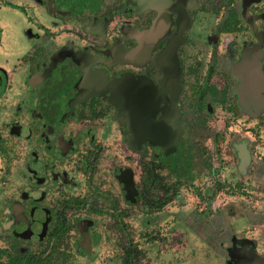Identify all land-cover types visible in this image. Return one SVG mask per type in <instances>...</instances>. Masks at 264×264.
<instances>
[{
	"label": "flooded vegetation",
	"instance_id": "flooded-vegetation-1",
	"mask_svg": "<svg viewBox=\"0 0 264 264\" xmlns=\"http://www.w3.org/2000/svg\"><path fill=\"white\" fill-rule=\"evenodd\" d=\"M2 52L15 60L14 73L25 74L26 103L14 111L24 113L31 96L41 134L54 128L66 139L59 128L69 122L67 133L85 142L74 152L66 139L60 157L85 178L86 195L62 194L54 210L18 216L16 236L42 241L25 254L50 252L59 264L52 253L63 262L72 247L86 252L99 218L100 230L116 236L112 264H127V249L137 254L129 264H160L154 215L196 177L210 185L195 190L203 206L186 212L177 233L192 259L176 263L205 264L213 255L217 264H264V0H0ZM2 71L0 98L9 85ZM101 134H114L113 156L135 163L136 176L109 163L114 197L98 184L105 179L98 165L112 147ZM189 152L188 164L177 162ZM141 164L151 180L168 176L170 201L159 209L141 205L161 197L154 189L140 196ZM222 187L232 194L220 204ZM70 197L85 204L59 211ZM140 238L155 242L142 247Z\"/></svg>",
	"mask_w": 264,
	"mask_h": 264
},
{
	"label": "rangeland",
	"instance_id": "rangeland-1",
	"mask_svg": "<svg viewBox=\"0 0 264 264\" xmlns=\"http://www.w3.org/2000/svg\"><path fill=\"white\" fill-rule=\"evenodd\" d=\"M4 55L5 53L3 52L0 55V79L4 77L2 69L6 70L8 73L5 84L9 85L6 87L8 90L4 91L3 97L0 98V248L8 247V244L15 240L14 238H17L15 243L18 246L17 248H19L18 252L28 253L40 250L42 241L39 242L36 239L27 240L16 236L21 227L18 216L30 220L28 214L30 211H48L52 208H57L61 198L65 196L62 194L86 195L85 178L72 168L73 165L67 159V156L66 158L60 157L61 148L63 144L65 145L66 139H70L73 142L74 152L82 150L85 142L83 139L76 140L73 134L67 133L70 130L69 122H66L64 127L59 128L66 139H63L60 134L50 133L52 130L56 132L54 128H50L46 132L47 134H41L42 127L40 123L35 120L34 116L30 115V95L27 110L22 113L15 108L14 111V104L26 103V94L22 90L25 86L23 81L25 74L21 70L14 73L12 66L15 60H7ZM64 88L66 89L67 87L64 86ZM53 118L54 121H59L58 114L54 113ZM113 135L109 134L106 138L102 134L98 136L103 140L105 138L107 144L109 143L112 146L111 151H108L111 155L100 162L97 171L99 178L105 176V179L101 180L100 183L97 182L99 187L107 189H104L105 197L117 196L108 191L111 190L117 193V186L113 182L111 174H109V163L115 162L112 167L127 166L136 176L134 160L125 159L123 155L118 153L119 151H117L119 155H114L115 157L112 155L111 152L114 151L112 148L115 146L112 144L115 141ZM190 156L191 153L189 152L187 156L185 155L184 157L183 155L182 159L179 157L177 162H181V164L182 162H187L186 164H188L191 159ZM161 177L163 179L168 178L164 173H161ZM170 178L173 179V176H170ZM170 178L169 180H171ZM227 178L228 171L223 170L221 179L225 180ZM192 181V183H182L177 188V198L166 204L154 215L156 220L154 226L158 237L156 242H159L157 248H160L159 253L156 252V260H154L156 263H167L164 260L168 258L171 259V264H178L176 262L184 258L186 260L192 259L189 251L181 252L182 249L179 246L181 241H179V234L177 233L182 223L181 219L186 217L185 215L189 212L199 210L203 206L202 202L195 196V190L204 186L208 188L210 185L209 181H205L204 185L201 186V178L197 179L195 177ZM156 194L158 195L157 192ZM230 194L232 193L222 187L216 201L222 204L228 200ZM88 204L86 207L89 206ZM98 204L102 206L105 203ZM134 211L138 210L133 209L132 212ZM134 214L140 215L139 212ZM81 217L84 218L85 216ZM92 223V227L87 232L88 251L84 252L80 248L72 247L71 251H65L63 262L62 257L56 258L58 256L55 253H52L53 260L58 261L59 264H105L106 261H110L112 264L115 262L119 254L116 247V236L104 234L100 230L103 226L101 219L94 218ZM104 238L107 242L104 241ZM140 239L139 245L142 247L155 242L154 240ZM73 245L75 244L73 243ZM44 250L46 252L47 248H44ZM72 253L76 255V258L72 256ZM46 254H50V252ZM159 260L161 261L159 262ZM205 261V264H217L213 255H209ZM46 263L51 264L50 258ZM143 264L147 263L143 262Z\"/></svg>",
	"mask_w": 264,
	"mask_h": 264
},
{
	"label": "trees",
	"instance_id": "trees-1",
	"mask_svg": "<svg viewBox=\"0 0 264 264\" xmlns=\"http://www.w3.org/2000/svg\"><path fill=\"white\" fill-rule=\"evenodd\" d=\"M34 78V77H32ZM5 82V81H3ZM47 86V85H46ZM45 105H48L46 103ZM142 175L140 177V182H139V194L140 196L142 195H148L149 194V189H154L155 192H159L161 194V197L156 199H148L145 200L146 198L141 199V205L144 206L147 209H153V208H161L163 205L168 203L170 201V197L168 196V191L169 189H165V185L162 183V177L159 176L158 172L155 174L154 180H151V177L149 176V170H148V165L146 164H141L140 165ZM128 189V188H127ZM128 193V192H126ZM70 197L67 200H64L61 203V208L59 211H64V210H70L72 207L75 209L82 208V206L85 204L84 200L80 199H71ZM55 209V208H54ZM53 208L51 210H54ZM148 210V211H150ZM57 219L58 217L55 216ZM83 246V245H82ZM81 246V250L84 251L83 247ZM16 244L11 243L9 248H0V264H47L46 261L50 258L47 255H44L41 257L39 254L36 252L31 253V254H25V253H20L18 252V249H16ZM45 252V250H42ZM58 251V250H57ZM61 251V250H59ZM127 252V264H129L130 260L132 257H136V252L135 251H130L129 249L126 250Z\"/></svg>",
	"mask_w": 264,
	"mask_h": 264
},
{
	"label": "water",
	"instance_id": "water-1",
	"mask_svg": "<svg viewBox=\"0 0 264 264\" xmlns=\"http://www.w3.org/2000/svg\"><path fill=\"white\" fill-rule=\"evenodd\" d=\"M132 137H133V139H135V137H136V134H132Z\"/></svg>",
	"mask_w": 264,
	"mask_h": 264
}]
</instances>
